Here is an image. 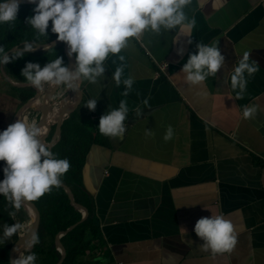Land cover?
Here are the masks:
<instances>
[{
    "label": "crops",
    "instance_id": "crops-1",
    "mask_svg": "<svg viewBox=\"0 0 264 264\" xmlns=\"http://www.w3.org/2000/svg\"><path fill=\"white\" fill-rule=\"evenodd\" d=\"M200 2L193 0L185 9L196 20L192 44L175 30L159 35L146 31L139 39L131 38L118 54L124 61L110 54L104 77L97 84L83 82L79 102L62 116L63 121L77 112L71 127L89 138L76 195L98 231L87 247L76 250L73 264H264V0H208L203 8ZM214 41L224 66L203 84L190 85L180 72L188 54L195 52L196 43ZM53 42L37 44L34 52L0 65V131L18 116L31 122L38 119L48 86L37 90L20 72L29 61L43 67L51 51L63 55L66 64L62 42ZM180 48L183 54L177 55ZM245 51L260 70L248 78L244 98L236 99L224 80ZM121 63L122 80L134 78L127 97L120 95L124 85L116 88L111 78ZM156 63H164L163 71L158 72ZM67 91L64 85L56 88L46 123L55 117ZM91 98H98L94 111L84 107ZM121 99L129 108L126 133L120 139L96 137V120ZM244 105L256 107L249 119L242 116ZM137 109L141 117H136ZM169 125L174 134L166 142L163 136ZM145 130L153 135L146 136ZM11 210L0 195V264H8L10 243L25 232L22 228L3 240V224L18 221L24 227L30 222L25 209L29 221L23 220L21 210L14 221L8 215ZM216 214L236 226L238 243L232 252L201 250L195 222ZM53 245L59 252L54 239Z\"/></svg>",
    "mask_w": 264,
    "mask_h": 264
},
{
    "label": "clouds",
    "instance_id": "clouds-1",
    "mask_svg": "<svg viewBox=\"0 0 264 264\" xmlns=\"http://www.w3.org/2000/svg\"><path fill=\"white\" fill-rule=\"evenodd\" d=\"M35 5L33 14L25 18L37 36L47 38L51 22V32L56 41L67 45V55L75 57L73 68L65 65L63 57L56 56L43 67L37 62H26L20 75L36 88L45 85L55 87L64 85L79 94L83 82L97 84L104 77L105 61L109 55L118 56L123 62L124 56L118 55L129 45L131 38L139 39L144 32L159 35L162 31L175 30L176 34L191 36L196 25L195 18H189L185 9L193 0H27ZM208 0H201L203 8ZM19 0H0V24L14 22L17 19ZM55 46V42L51 44ZM38 47L35 42L24 41L22 46L5 51L0 46V65H6L34 52ZM183 49H177L182 55ZM224 56L218 42L211 45L196 43L195 52L189 53L180 72L185 80L193 86L203 84L209 76L215 77L224 66ZM115 62V61H114ZM259 66L250 60V51H245L234 67L227 73L224 83L236 93V99H243L247 89L248 78L258 72ZM124 65L121 63L112 72L116 88L121 84L124 90L121 96L127 97L133 90L134 78L129 76L122 80ZM98 98L89 99L84 107L90 111L96 108ZM145 105L148 100L142 101ZM256 112L255 106H242V116L251 118ZM129 108L126 99H121L117 107L108 106L107 111L99 117L98 131L112 139H120L127 131L125 121ZM141 117L142 111H135ZM43 129L26 117L18 118L0 131V161L4 162L3 179L0 180V195L14 209L8 212L15 221L17 212L50 193L53 188L62 185V177L70 170L67 158H58L50 145L44 142ZM173 128L169 125L163 136L164 141L172 139ZM146 136H152L151 130H145ZM3 240L10 239L20 232L23 225L15 221L12 225L4 223ZM193 231L202 241L201 250L213 254L232 252L238 243L236 226L223 214L203 216L195 222ZM23 244L13 249L18 255L10 264H36L37 256L31 249L40 242L38 232L32 230L22 237Z\"/></svg>",
    "mask_w": 264,
    "mask_h": 264
},
{
    "label": "trees",
    "instance_id": "trees-1",
    "mask_svg": "<svg viewBox=\"0 0 264 264\" xmlns=\"http://www.w3.org/2000/svg\"><path fill=\"white\" fill-rule=\"evenodd\" d=\"M34 7L35 5L33 4H20L16 21L0 24V46H4L5 51H10L11 48L22 46L24 41H34L35 45H42L49 44L56 39L55 34L51 32V22L47 38L43 36L38 37L37 33L29 25L25 24V18L33 14L32 9ZM56 56L57 53L55 54L54 51H51L50 61L54 60ZM76 113L77 112L74 111L62 121L59 137L57 141L51 145L50 149L53 153L57 154L58 158H67L70 161L71 168L62 177V183L69 188L72 199L80 203L82 201L76 195L77 191L80 190L78 172L89 138L85 136L83 130H81L83 132V134H81L71 127ZM81 113L84 116V113ZM82 115L78 116L80 117V121L83 119ZM96 121L99 123V119ZM42 129L44 131L45 127H42ZM50 133L51 131L49 134ZM94 134L96 137L102 136L98 128L95 129ZM3 166L4 162L0 161V180L3 179ZM32 203L39 213L36 231L38 232L40 242L36 244L31 251L37 256L36 264H52L59 256V252L53 245L54 234L56 231L65 229L76 222L80 218V211L69 203L61 187L53 188L50 193L45 194L39 200ZM20 210L23 212V220L29 221L23 207ZM97 232L96 223L93 221L91 214L88 213L77 226L61 234L59 240L65 248V256L61 264H73L76 250L78 248L87 247L91 240L96 238ZM49 258L52 260L46 262Z\"/></svg>",
    "mask_w": 264,
    "mask_h": 264
},
{
    "label": "water",
    "instance_id": "water-1",
    "mask_svg": "<svg viewBox=\"0 0 264 264\" xmlns=\"http://www.w3.org/2000/svg\"><path fill=\"white\" fill-rule=\"evenodd\" d=\"M19 3L20 4H29L27 2V0H19ZM62 49H63V53H64V56L66 59L65 65L68 66L70 69L73 68V66H74L73 57H69L67 55V45L64 42H62ZM57 87L58 86H55V87H49L48 86L42 95V102H41L42 107L40 109V115H39L38 119L35 121V123H37L38 126H40V127L44 126V124L46 123L45 122L46 117L48 115V111H49V108L51 106V96L54 94ZM73 94L75 95V100L73 101V104L71 105V107H68L69 98ZM80 95H81L80 91L78 94V93L73 92L72 90L68 89L67 93L59 100V105L57 107V112H56L55 117H53V119H51L50 122L46 123L45 129L42 133L43 139H45L49 130L51 129V126L53 125L52 133H51L48 141L45 142V143L49 144L50 147L56 141V139L59 135V130H60L59 127H60V123L62 121V116L64 114L69 113L77 105V103L79 102V99H80ZM36 96H37V93H36ZM61 188L63 189L67 199L69 200V203L72 204L75 208H77L81 213H80V218L76 222L69 225L65 229H61V230L56 231V233L54 234V237H53L54 244L56 245L57 249L59 250V257H58L57 261L53 264H60L61 261L63 260L64 256H65V249L59 240V236L65 232L73 229L75 226H77L88 214V210L83 204L78 203L72 199L70 190L65 184L62 183ZM23 208L28 213V216L30 218V225L24 233H21L20 235H18L10 243L8 250H7L8 264H10L11 259L15 258L18 255L16 252L13 251V249L16 248L17 245L23 244L22 237L25 236V233L30 232L32 230L36 231L37 226H38L39 213H38V210L35 207V205L32 202H29L28 206L23 207Z\"/></svg>",
    "mask_w": 264,
    "mask_h": 264
},
{
    "label": "built area",
    "instance_id": "built-area-1",
    "mask_svg": "<svg viewBox=\"0 0 264 264\" xmlns=\"http://www.w3.org/2000/svg\"><path fill=\"white\" fill-rule=\"evenodd\" d=\"M156 66L159 72V71H163L165 65L164 63H156ZM158 72L156 74H158Z\"/></svg>",
    "mask_w": 264,
    "mask_h": 264
},
{
    "label": "rangeland",
    "instance_id": "rangeland-1",
    "mask_svg": "<svg viewBox=\"0 0 264 264\" xmlns=\"http://www.w3.org/2000/svg\"><path fill=\"white\" fill-rule=\"evenodd\" d=\"M30 222H28L24 227H23V232L26 231V229L29 227Z\"/></svg>",
    "mask_w": 264,
    "mask_h": 264
},
{
    "label": "bare ground",
    "instance_id": "bare-ground-1",
    "mask_svg": "<svg viewBox=\"0 0 264 264\" xmlns=\"http://www.w3.org/2000/svg\"><path fill=\"white\" fill-rule=\"evenodd\" d=\"M74 97H75V95L73 94V98H74ZM73 98H72V99H73ZM71 102H72V101H71ZM69 104H70V103H69ZM36 120H37V119H36ZM42 127H43V126H41V128H42Z\"/></svg>",
    "mask_w": 264,
    "mask_h": 264
}]
</instances>
